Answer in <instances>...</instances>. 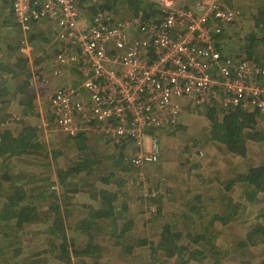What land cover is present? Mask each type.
Instances as JSON below:
<instances>
[{
  "label": "built area",
  "instance_id": "obj_1",
  "mask_svg": "<svg viewBox=\"0 0 264 264\" xmlns=\"http://www.w3.org/2000/svg\"><path fill=\"white\" fill-rule=\"evenodd\" d=\"M0 1L22 30L20 50L28 58L34 30L52 28L50 75L60 79L49 97L53 127L70 139L95 131L114 143L132 142L140 180L161 153L152 137L179 123L185 101L264 117V66L219 48L225 28L241 18L225 0H146L152 11L124 19L104 0Z\"/></svg>",
  "mask_w": 264,
  "mask_h": 264
},
{
  "label": "trees",
  "instance_id": "obj_2",
  "mask_svg": "<svg viewBox=\"0 0 264 264\" xmlns=\"http://www.w3.org/2000/svg\"><path fill=\"white\" fill-rule=\"evenodd\" d=\"M126 1L134 7V13L154 9L153 5H146L140 0ZM110 3L111 0H104V8L110 9ZM254 21L252 33L240 46L239 58L264 66V6L258 9ZM32 40L31 37L30 41ZM9 48L8 54H15L14 57L6 62L0 60V227L8 229L5 235L8 236L11 229L19 232L26 226L49 222L48 247L42 254L37 253L35 256L48 254L49 258H55L60 264L77 262L90 264L91 262H87L88 259L95 260L94 264H98L103 257V246L97 242L95 232L102 233L104 230L111 239H117L109 243V247L121 249L118 255L133 261L131 264H158L161 261L174 264H228L229 254L233 252L238 256L235 264H264V223L260 216L247 223L246 216L240 215L241 210L247 205L262 202L259 198L264 196V163L256 166L247 165L240 174L230 178L227 184L221 182L220 191L224 201L219 206L222 209L217 206L210 209L208 202L202 203L201 199L204 197L201 193L192 191L188 194L187 191L176 189L174 193L165 191L166 193L162 194L158 189L147 200L153 204V208L155 207L154 212L148 211L151 217L146 223L147 226L150 225L148 227L150 230L144 238L137 239L136 245L132 244L133 240L128 236L134 220L130 218L125 222L129 215H132V211L129 205L125 204L128 202L122 203L124 194L120 191L122 184L116 185L118 191L93 188L90 192L92 205L86 207L87 217L73 223L75 234L70 237L72 205L64 194L70 190L71 183L78 175L89 176L98 169L101 161L98 155L93 156V152H90L87 136L80 134L72 139L80 153L79 161L68 170L57 173L56 184L62 189V195L55 192L50 194L51 186L48 184L45 189L41 187L27 189L26 177L11 174L8 162L13 158L44 153L39 141L38 128L31 124L29 119H25L37 117V97L31 90V60L21 53V48L14 49L12 46ZM11 79L16 80L13 89L9 87ZM11 105L15 108L14 112L9 111ZM6 106L8 109L5 110L3 107ZM206 107L210 140L225 146L232 156L246 160L249 154L248 143L264 142V129L258 126L261 118L258 111ZM114 178L115 175L111 174L106 178L100 177L99 181L108 185ZM188 178L194 176L189 174ZM235 185L243 187L244 190L238 202L232 196ZM177 196L180 198L179 201L176 200ZM48 197L51 199L50 202ZM171 199L173 201L171 205L176 204L177 212L169 210L165 213V202ZM43 201L50 203L44 210L40 205ZM175 216L176 219L172 221ZM235 225L244 230L243 236L237 235L233 246L228 243L226 246L230 249L218 246V238L225 227ZM135 246L139 248L138 253ZM143 249L150 253L149 263L148 259L144 261L142 257ZM254 249L261 251L258 262L251 258ZM15 259V254L7 258L10 264ZM42 260L48 259L41 257L23 262L39 264L38 262ZM13 263L21 264L15 261Z\"/></svg>",
  "mask_w": 264,
  "mask_h": 264
},
{
  "label": "rangeland",
  "instance_id": "obj_3",
  "mask_svg": "<svg viewBox=\"0 0 264 264\" xmlns=\"http://www.w3.org/2000/svg\"><path fill=\"white\" fill-rule=\"evenodd\" d=\"M146 5L150 2L143 0ZM183 1V0H182ZM228 6L235 8L240 13L239 21L225 28L224 39L225 44L219 46L220 50L231 57L239 58L241 55L240 46L252 33L254 28V17L258 9L264 6V0H225ZM134 7L128 4L126 0H111L110 10L113 11L116 17L123 18L134 15ZM10 9V10H9ZM52 28L50 26H42L34 30L32 33V42H30L33 52L30 56V65L32 72L31 90L36 94V114L37 117L25 118L30 120L31 124H35L38 128L39 141L43 146L44 154L24 155L22 157L13 158L8 163L11 167V174L14 176L26 177L27 189H35L41 187L45 189L47 184L50 185V194L55 192L63 194L61 188L56 184L57 173L68 170L74 163H77L80 158V153L75 147V142L65 134L56 130L52 125L49 97L55 91V83L60 82V79H53L51 71L54 68V57L57 49L52 39ZM24 38L19 26L16 24L15 16L10 6L0 1V60L8 61L15 54H8L9 47L14 49L22 48V40ZM243 55V54H242ZM244 56V55H243ZM9 87L11 89L16 85V80L11 79ZM184 112L179 123L164 131H158L154 137L159 140L160 156L155 164L146 165L142 172L144 180L138 177V171L132 166L131 160L135 151L132 142L114 143L113 141L104 138L95 131L87 134L89 139L88 145L92 155H98L101 161L100 166L89 176L86 174L78 175L71 183L70 190L64 194L69 199L73 219L69 226L70 237L74 236L73 223L81 217H87V206L92 205L90 192L93 188H105L117 190L116 185L121 183L120 189L122 195V203L129 205L132 215L128 219L134 220L132 232L128 236L133 240L132 244L136 245L137 239L144 238L150 230L146 221L151 217L148 211H155L153 204L147 200L152 194H155L159 189L162 194L165 191L174 193L176 189L187 191L190 194L192 191L201 193L204 197L203 202H208V207H218L222 204L223 194L221 193V182L228 183L229 179L234 178L244 170L247 165L256 166L264 163V142L254 143L249 142V154L246 160H240L229 154L226 147L220 143H215L210 140L209 130L210 124L207 118L208 107L196 106L190 101L182 103ZM8 109V106L3 107ZM9 111L14 112L13 105ZM50 123V126L47 125ZM259 128L264 129V117L259 119ZM146 139V147H150L151 134ZM115 175L111 184H102L100 177H109ZM189 174L194 178H188ZM93 186V187H92ZM222 186V185H221ZM235 190L232 196L235 201H240L241 194L244 191L243 187L235 185ZM118 191V190H117ZM49 194V195H50ZM175 198V197H174ZM179 201V196L176 197ZM262 202L257 205H247L241 210L240 215L246 216L247 223H251L256 217L260 216L264 223V196L259 198ZM49 202L51 199L48 197ZM165 213L175 211V206L171 200H166ZM49 202H40V205L45 209L49 206ZM223 207V205H222ZM153 208V209H152ZM222 209V208H221ZM221 209H216L220 211ZM244 211V212H243ZM177 216V214H176ZM176 216L172 221L176 219ZM50 226L49 222L40 223L37 225L26 226L22 231L16 232L13 229L9 231L5 227H0V261L3 264H10L7 260L12 254H15L16 259L12 260V264L20 262L25 264L28 261L36 258H47L39 264H60L55 258H49L48 254L35 256L37 253H43L48 247L49 235L47 229ZM97 234V242L103 246V257L98 264H131L128 258H121L118 252L121 249L109 247V243L116 240L111 239L107 231L95 232ZM244 230L238 225L225 227L217 245L223 248L230 249L228 245H234V238L243 236ZM83 243H81L82 245ZM20 249V251H18ZM138 247L135 246V251L138 253ZM113 250V251H111ZM140 251V250H139ZM142 251L144 261L148 259L149 251ZM3 252V253H2ZM135 252V253H136ZM261 251L254 249L251 252V258L258 262L261 258ZM37 254V255H38ZM243 255V253H242ZM11 259V258H10ZM9 259V260H10ZM27 259V260H25ZM129 260L131 262H129ZM26 261V262H23ZM238 261L237 254H229L228 264H235ZM81 262L85 263L81 260ZM94 264L95 260H87ZM1 264V262H0ZM76 264H79L78 262ZM158 264H174L173 262Z\"/></svg>",
  "mask_w": 264,
  "mask_h": 264
},
{
  "label": "crops",
  "instance_id": "obj_4",
  "mask_svg": "<svg viewBox=\"0 0 264 264\" xmlns=\"http://www.w3.org/2000/svg\"><path fill=\"white\" fill-rule=\"evenodd\" d=\"M191 1H197V0H191ZM10 10V9H9ZM16 24H17V22H16ZM19 29H20V27H19ZM20 31H21V33H22V30L20 29ZM84 218V217H83ZM82 217H81V219H83ZM80 220V219H79ZM105 221H100V223H104Z\"/></svg>",
  "mask_w": 264,
  "mask_h": 264
}]
</instances>
